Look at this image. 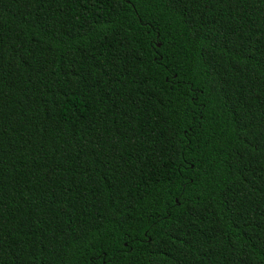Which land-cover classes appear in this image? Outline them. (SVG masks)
<instances>
[{"label":"trees","instance_id":"trees-1","mask_svg":"<svg viewBox=\"0 0 264 264\" xmlns=\"http://www.w3.org/2000/svg\"><path fill=\"white\" fill-rule=\"evenodd\" d=\"M0 264H264V0H0Z\"/></svg>","mask_w":264,"mask_h":264}]
</instances>
